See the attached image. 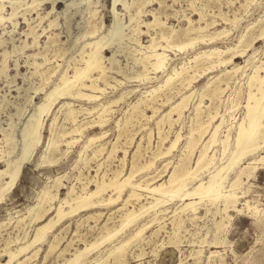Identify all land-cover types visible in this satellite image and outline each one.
<instances>
[{"label": "rangeland", "instance_id": "1", "mask_svg": "<svg viewBox=\"0 0 264 264\" xmlns=\"http://www.w3.org/2000/svg\"><path fill=\"white\" fill-rule=\"evenodd\" d=\"M22 1L21 4H13L17 6L16 16L10 20L5 18L2 23L0 22V43L2 42L0 44V62H2L0 63V169L6 166L7 159L18 152V132L25 116L33 111L36 103L43 101L46 92L60 84L61 75L66 69L67 75L71 76L75 65L83 66V58L86 56L80 54L82 45L85 41L105 34L113 19L111 0H92L90 4L81 3L78 7L71 9L67 18L61 12L65 0L56 2V8L52 10L55 11L50 12L51 15L50 13L45 15L46 11L51 8L50 2L28 6L30 0ZM1 3L0 1V5ZM3 3L5 7L2 14L9 16L12 11L11 4L8 0ZM132 6L130 12L135 15V19L128 23L124 31L126 34H131L133 38L139 39L142 44H148L150 34L160 37L159 27L152 30L144 24L153 18L152 15L156 11L155 14L159 20L164 22L166 28L173 27L179 30L189 24L196 27L207 26L201 32L205 40L197 41L193 47L187 46L179 50L174 46L175 43L183 42L187 37H175L172 40L173 46L167 48L166 51L168 54L167 72L149 73L147 78L133 77L130 79L110 72L109 74L121 79L122 83H117L110 76L107 77L109 84H105L102 78H97V83L104 87V90L95 92L98 95L96 99L89 101L82 97L68 95L57 97L42 113L40 141L23 163L13 186L5 193L0 203V261L7 260L8 255L5 254L4 248L10 241L17 239V242L23 241L26 232H28L27 238H30L36 226L40 224L32 220L28 208L37 203L43 189L49 187L47 190L50 194H56L54 200L51 199L48 204L47 202L43 204L45 207L49 203L51 205L50 212L45 215V221H47L52 217L55 219L53 215L55 213L52 210L60 203L61 198L66 196L71 186L75 190L73 195L78 193L84 195V192L93 190L96 183H104L106 192L103 196L107 197L110 193L109 183L115 179L116 174L120 171L119 178H121L131 169L135 171L136 168L131 179L133 183L140 182L144 186L146 181L152 182L151 185L167 181L173 170L180 172L194 165L202 144L221 119L223 121L217 132L216 141L208 150L209 154L214 153L213 163L209 168L199 171L195 178H188L187 188L192 189L199 180L206 182L210 171L218 166L227 165L231 161L235 135L240 121L246 114L249 76L253 72V67L264 61V0H151L145 5L146 7L141 9L140 16L135 14L136 5ZM122 7L117 6L119 16L123 21H128L129 13ZM42 16L43 19H41ZM52 19L55 21L49 23ZM92 29L97 30L93 35H86L85 38L82 36V33ZM215 32H221L218 38L216 36L215 39L207 40L208 35ZM192 34L194 36V32ZM242 35H245V42L234 49L237 53L234 54L231 62L219 64L214 55L212 59L216 60L215 66L206 69L209 63L205 57L200 56L195 70L189 68L180 80L173 76V81L171 80L168 88L163 85V81L173 67L179 69L181 65H194L193 57L199 51L214 47L226 49L235 46ZM76 37H78V42H75ZM125 40L127 42H124ZM124 41L120 51H117V58L122 69L132 73L141 69V64L134 59L142 56L144 49L131 39L125 38ZM162 43L165 42L162 40ZM245 45L248 46L245 47ZM242 48H245V54L239 55V50ZM85 49L89 50V48ZM234 50L222 53L221 57L230 55L235 52ZM103 53L108 55L111 52L106 49ZM4 60L8 67L5 68L6 70H1ZM104 63L109 65L106 61ZM233 67L237 70L233 71ZM227 69L232 71L226 76L224 71ZM51 72H53L52 75ZM259 73L264 74L262 69ZM97 75V72L91 73V79L87 78L85 82L96 81ZM188 75L194 76L190 84H187L185 80L186 76L189 77ZM110 84L112 85L108 86ZM157 86H160L158 91L149 92ZM37 87H42V89L36 93L35 88ZM251 89L256 91L255 85ZM83 90L91 92L90 89L83 88ZM28 95L31 96L29 101L27 100ZM184 95L189 96L185 99V108L179 114L178 109L173 110L172 107ZM117 98L119 101L117 100L116 103H108V109L103 114L101 122L98 121L97 112L100 108ZM65 101H69L72 107L81 110L76 115L75 124L83 126L82 134L75 135L76 140L68 144L65 142L66 137L62 138L60 135L63 130L72 127L74 122H71L67 114V105H63ZM138 101L140 103L133 109V104ZM16 105H23L24 114L20 116V120L17 116H13L16 124L13 134L17 139V147L13 153L8 154L10 147L5 141L4 133L11 132L8 116L16 111ZM92 107H94L92 112L87 113L84 110V108ZM204 128L207 132L197 143V147L195 146L193 150L188 148L187 143L190 136L197 138L199 130ZM228 128L231 134L228 136L230 137L228 138L229 147L224 155L221 139L225 138ZM90 135H95L97 138L93 140L94 142H90L84 150L83 143ZM263 138L264 128L260 132L258 149L253 154L242 157L241 161L239 160L236 164H232L226 172L228 178L224 183L223 191L229 190L228 185L231 181L236 178L241 169H245L241 174L240 183L232 189L238 195L236 207L240 210L237 211L233 206H229L225 213L222 202L218 199V201L211 200L208 197H204L200 203L198 198L195 199L198 203L196 210L182 209L183 204L189 199L173 198L165 203L148 207L129 226L124 227L121 233L117 232L95 250L89 251L80 264H111L114 258L113 255H107L109 248L140 226H144V230L138 238L132 239L125 246V255L120 259L124 260L119 264H264V158L260 160L261 155L264 156ZM174 141V146L167 151ZM92 153L95 155L93 156ZM48 160L54 161L51 163ZM181 162L183 166L180 165ZM149 163L151 166L147 167ZM57 176L62 177V180L60 181V178L57 180ZM5 180L1 177L0 183ZM57 185L59 187L56 188ZM135 189L141 193L139 201L130 199L125 206L139 212L141 204L150 206L149 201L155 200L150 197L147 190ZM130 190L128 187L126 193ZM122 204L123 201L118 199L112 204L80 209L78 213L75 212L71 216L62 218L52 226L51 231H48L45 240L36 245L39 248L37 254L31 255L33 253L31 251L28 254L31 257H28L22 264L63 262L64 258L70 257L76 248H82L84 244L96 240L101 232L105 231V226H118L122 213L126 209L125 206H121ZM23 217H25L24 220L18 221ZM170 237L174 241L170 240ZM17 242H10L11 244L8 245L13 248ZM53 242H58V244L54 249L49 250L50 243ZM62 248L67 249L60 254Z\"/></svg>", "mask_w": 264, "mask_h": 264}, {"label": "bare ground", "instance_id": "2", "mask_svg": "<svg viewBox=\"0 0 264 264\" xmlns=\"http://www.w3.org/2000/svg\"><path fill=\"white\" fill-rule=\"evenodd\" d=\"M0 1L2 2L1 5H0V22L2 23V21L5 18H8L10 20L14 16H16L17 6H14L13 4L20 3L22 0H8L10 2V4H11V7H12V11L10 13L8 12L9 16L8 15L4 16L2 14V10H4V7H5V4L3 2L5 0H0ZM57 1H61V0H30V3H28L27 5L28 6H38V5H42L45 2H50L51 3V8L49 10H47L46 13H45V15H48L50 12H54L55 11V10L54 11H52V10L56 8V2ZM91 1L92 0H65L64 1V8L61 10V12L66 17L67 15L70 14L71 9L73 7H75V6L78 7V5H80L81 3L90 4ZM150 1L149 0H111V5H112L111 6V11H112V14H113L112 22L109 25V27L107 29V32L105 34H103V35H101L99 37H95L92 40L90 39L88 41H85L84 44L82 45L80 54H84V56H86V57L83 58V62H84L83 66H76L75 65L73 67V74L71 76L67 75L68 72H66V70H67L66 69L61 75L60 84L55 85L48 92H46L43 101H41L39 103H36V105H35V107H34L32 112H29L28 114L26 113L27 115L25 116V120L22 121L21 126L19 127V132H18V134H19V148H18V152H17V154L15 156L10 157L9 159H7L6 160V166L4 168L0 169V178L3 177V178L6 179L4 182L0 183V203H2L5 193L7 191H9V189H11V187L13 186V184H14V182H15L18 174H19V171L23 167V163L28 159L30 154L33 152V150L36 148L37 144L39 143V141H40V127H41V123H40V119L41 118L40 117H41L42 113L45 112V110H47L49 108V106L55 101V99L57 97L68 95V96H71V97H82V98H85V99H87L89 101L90 100H94V99H96L98 97V95L95 94V92L96 91L103 92V90H104V87H101L97 83V81H98L97 78H102L104 80L105 84H109L108 81H107V77L110 76V77H112V79L114 78L115 79L114 81H116L117 83L118 82L122 83L121 79H118L114 75L109 74L110 72H114V73H117L119 75H122L123 78H125V79H130V78H133V77L134 78H147L149 73H159V72L165 73V72H167V69H168L167 68L168 54L166 53V51H167V48L173 46L172 40L175 37H181V36L182 37L183 36L187 37V39L185 41H183V42L179 41L178 44L175 43L174 46L179 48V50H181V49H183V48H185L187 46L193 47L197 43V41H204L205 40V38H203V35H201V32H203L202 30H204L207 26L196 27L193 24L192 25L189 24L187 27L179 29V30H177V29H175L173 27H167L166 28L164 22L161 21V19L159 20L158 16L155 14L157 11L156 12L154 11L155 13L152 15L153 18L151 20H149V21H146L144 24L148 28H151L152 30L154 28H156V27H159L160 28V31H159L160 37H157L156 34L155 35H151L150 34V39H149L148 44H142L139 41V39L133 38V36H131V34L127 33L128 34L127 35L124 30L127 28L128 23H131L135 19V15H133V13L130 12V8L133 7L132 5H136L135 7L137 9L135 10V14L136 15L138 14V16H140L139 13L141 12V9ZM22 3H25V2L22 1ZM247 3H246V5H248ZM7 5H8V3H7ZM118 5H121V7L123 6L122 8H125L128 11V13H129L128 21H123V19L119 16V12H118V9H117ZM22 15H20V16H22ZM50 15H51V13H50ZM65 17H64V19H65ZM25 19L27 20V18H25ZM41 19H43V16L41 17ZM189 20H191V19H189ZM54 21H55V19H52V20H50L49 23H52ZM29 22L30 21H28V23ZM12 25H13V23H12ZM51 25H53V24H51ZM96 31H97L96 29H92L90 31L88 30V32L82 33L83 34L82 36L83 37L86 36V35H90L91 36ZM193 32H194V36H192ZM220 33L221 32H215L212 35H208L209 38H207V40L215 39L216 36L218 38ZM132 34H133V32H132ZM244 36L245 35H242L240 37V39L238 40V42L236 43L235 46H230V47H227L226 49H220L218 47H214V48H211V49L202 50V51L197 52V54L193 57V59L195 61L194 65H190V64H189V66L181 65L179 67V69L173 67L171 69V72H168V75L166 76L165 80L163 81V85L165 87L170 86V83H171V80L173 79V76L176 77V78L178 77V80L182 79L184 77V72H187L189 68H193L195 70L197 68V64H198L197 60L200 58V56L205 57L206 61L209 63V65L206 67V69L215 66V61L216 60L212 59V56H214V55L217 57V63H219V64L231 62L232 57H234L235 56L234 54L237 53L234 49L236 47H238L239 45L242 46V44L245 42ZM34 38H35V35H34ZM125 38H128V40L131 39V40L135 41L136 43H139V45L144 49V50H142L143 55L140 56L139 58L134 59V60L138 61V63L141 64V69L136 70V71H134L132 73H129V72L123 70L122 67L120 66L119 59L117 58V53H118L117 51H120L119 49L122 47V43L127 42L126 40L124 41ZM77 40H78V37H76L75 42ZM162 40L165 43H162ZM31 41H32V39H31ZM23 43L24 42H22V44ZM27 44H28V42H27ZM32 45H34V44H32ZM246 46H248V45H245V47ZM85 48H89V50H86ZM106 49H109V51L111 53L108 54V55H105L103 52ZM232 50H234L235 52H232L228 56H222L221 57L222 53L224 54L225 52L232 51ZM244 51H245V48H242L241 50H239V55L243 54ZM63 52H65V51H63ZM125 52H127V51H125ZM134 53H135V51H134ZM126 54H128V53H126ZM139 54H141V53H139ZM2 56H3V54H2ZM33 60H34V58H33ZM202 60H203V58H202ZM105 61L108 62L109 65H106L104 63ZM0 63H2V62H0ZM39 63H41V62H39ZM199 63H200V61H199ZM6 64H5V60H4L3 61V65L1 66L2 67L1 70L5 69L6 67H8V66H6ZM32 64H34V63H32ZM36 64H37V62H36ZM134 64H136V63L134 62ZM238 67L239 66H237V68ZM237 68L233 67L232 70L235 71V70H237ZM260 69H262L263 72H264V61H262L261 64H259V65H255L253 67L252 74L249 76V80H248L249 91H248L247 102L245 104L246 114H245V117L240 121L238 129H237V133L235 135L234 149L232 150L233 156L231 155L232 159L229 158V159H231V161L228 160L230 162H228L227 165L218 166L215 170L210 171L209 177H208L206 182L205 181L203 182V180H199L198 182H196V184L194 185V187L192 189H188L187 188V181L189 180L188 178H195L196 174L199 171H201V170H203L205 168H209L210 165L213 163L214 153L209 154L208 150L211 147V145H213L214 142L216 141V135H217V132H218V130L220 128V125H221L223 119H221L220 122L217 123L213 127L211 133H209L208 139L205 141L204 144H202L203 146H202L201 150L199 151V154L197 155V157L195 159L194 165L191 168L184 170L182 168L183 164L181 162L180 165L182 164L181 168L183 169V171L176 172V171L173 170L172 173L169 175L167 181L160 182V183L155 184V185H151L152 182L150 183V182L146 181L144 186L140 182H134L133 183V182H131V179L133 177L132 176L133 172H135L136 169H137L136 168L135 171H133L131 169L130 172L127 175H124L121 178H119L120 177V171H119V173L116 174L115 179L111 183H109L110 193H109V195L107 197L103 196V193L106 192V185L104 183H102V184H97L96 183L95 188L93 190L84 192L85 193L84 195L82 193H78V194L73 195L74 194L73 192L75 190L71 186L70 188H68V190L66 192L67 193L66 196L61 198L60 203L57 206H55L53 208V210H52V212L55 213V214H53L55 219L52 217V218H49L47 221H45V219H46L45 215L48 212H50L51 205L49 203V205L47 207H45L43 204H44V202H47L46 204H48V201L49 200L51 201V199H53L56 194H52V193L50 194V192L47 190V189H49V187L47 189H45V190L43 189L42 194L40 193V197H39V200L37 201V203H35L34 206H31L30 208H28V213L32 217V220L36 221L38 223L40 222V224H38V226H36V228L34 230V233H33V235L30 238H27L28 237V232H26V237H25V239L23 241L17 242L18 241L17 238H16L17 239L16 241L15 240L14 241H10L11 243H13V242L16 243L17 242V244H15V246L13 248L9 247L8 244L10 242L8 244L6 243L7 245L5 246L4 251H5V254L8 255L7 256L8 258H7L6 261H0V264H22L28 257H31L30 255H28L31 251H33V253L31 255H36L38 250H39V248L36 245L42 243L45 240V238L48 235V231L50 229H52V226L55 223L61 221L62 218L67 217V216H71L73 213L75 214V212L78 213L77 211H79L80 209L83 210V209H89L92 206L96 207L98 205L101 206V205L112 204V203L116 202L118 199L123 201V204L121 205L122 207H124L126 205V203L129 202L130 199H135V200L139 201V198L141 197V193H139L135 188H138L140 190H142V189L143 190H147V192L150 194V197H152L153 200H155V201H149L150 206H145L144 204H141L140 207H139V212H137L133 208L132 209L126 208V206H125L126 209L122 213V217L120 218L121 222H120V224L118 226H116V227H110V226L107 227V226H105L104 227L105 231L104 232L102 231L103 233L101 232V235L96 240H94L91 243L84 244V247H82V248H76L74 250V252L71 254L70 257L64 258L65 260L63 262L57 263V264H80L82 262V260L85 258V256L88 254L89 251H91L92 249L95 250V248L98 247L100 244H102L104 241L109 240L112 236H114L117 232H120L127 225L129 226V224L131 222H133L135 220V218L139 214H141L142 212H145L148 209V207L165 203V202H167V201H169L171 199L173 200V198H176V197L179 198L180 200L189 199V201H187V202H185L183 204L182 209L190 208L191 210H196V208L198 207V206L196 207V204H198V203H197V201L195 199L198 198V202L200 203V200H202L204 197H208L211 200H217L218 199L220 202H222V204L224 206L223 210H224L225 213L227 212V209H228L229 206H231V207L233 206V208L235 210H237V211L240 210L239 208L236 207V202H237L238 195L236 194L235 191H232V189H234V187L238 183H240L241 174L243 173V170L245 171V169H241V170L239 169L240 171H239V173L237 172L238 174L236 175V178L234 180H232L231 183L228 185L230 187V189L228 188L229 190H224L223 191V189L225 188V184L224 183L227 181V178H228V176L226 174L227 170H229L228 168L232 164H236V162H239V160L241 161L242 157H244V156L246 157L247 155L253 154L259 147L258 139L260 137V132L264 128V74L261 75L259 73ZM232 70L227 69V70L224 71V74L226 75L228 72H231ZM53 72H51V75L53 74ZM95 72H97V74H98L96 76V79H95L96 81H94V82L91 81L90 83H86L85 79H87V78L91 79V73H95ZM188 76L189 77L186 76L185 80H186L187 84H190L191 81L194 80L193 79L194 76L193 75H188ZM42 81H43V79H42ZM42 81H41V83H42ZM48 81L50 82L51 79L48 80ZM181 81H183V80H181ZM111 85L112 84H110L108 86H111ZM253 85H255L256 91H253L251 89ZM113 86H114V84H113ZM159 87L160 86L154 87V88L150 89L149 92L152 93V92L156 91ZM83 88L84 89H90L91 92L84 91ZM40 89H42V87L35 88V92L37 93V91L38 90L40 91ZM216 90H217V88H216ZM214 94H216L215 91H214ZM257 94H259V95H257ZM187 96H189V95L182 96L181 99L176 104L173 105V107L171 106L172 109L173 110L174 109H178L179 114H181L183 108H185V105H186L185 104V102H186L185 99L187 98ZM30 98H31V96L28 95L27 100L29 101ZM119 98H121V97H119ZM117 100H118V98L107 102V104L103 105L101 108L99 107L100 110H99V112H97V117H99L100 120L98 119V121L101 122V119L103 118V114L108 109L107 108L108 105L110 103H116ZM139 103L140 102L138 101L137 103L133 104V106L131 105L132 108L135 109L138 106ZM63 105L64 106L67 105V107H68V110H66L67 114L69 115L70 119L72 120L71 122H74L72 127H70L67 130H63L61 132V135H60L62 138L66 137L65 142L68 144V143H71V142L75 141L76 140L75 135L80 134L81 131H82V127L83 126H80L79 124L78 125L75 124L76 115L81 110H78V109L72 107L71 106L72 104H70L69 101H65L63 103ZM22 106L21 105H16V111H14V113L9 114V116H8V118H9L8 125H9V128L11 129V132L8 131L9 133H4L5 134V141H6L7 145L10 147L9 148L10 150L7 151L8 154L13 153L14 150H16L15 147H17V139L15 138V136L13 134L14 133V128H15V125H16L15 121L13 120V116H17V118L19 119L20 116L24 114V108ZM197 106H199V105H197ZM93 108L94 107H92V108H84V110L87 113H89V112H92L91 110ZM66 111H65V113H66ZM205 116H207V115H205ZM211 117H212V115H211ZM166 120H167V118H166ZM170 123H171V121H170ZM229 130H230L229 128L226 130L227 133L225 135V138L221 139L222 140L221 141L222 142V154L227 152L226 150H228L227 148L229 147L228 138H230V137H228V136H229V134H231L229 132ZM205 132H207L206 128H204L202 130H199V136L197 135L198 136L197 138H194L191 135L190 138H189V141L187 143V147L190 148L191 150H193V148L197 145V143L200 142V139L203 137ZM56 134H58V133H56ZM99 137L101 138V136H99ZM95 138H97V136L90 135L88 137L87 141L83 143V149L85 150L86 147L89 145V143L92 142ZM51 139L52 138H50V140ZM78 140L79 139H77V141ZM56 141H54V142L56 143ZM175 141H176V139H175ZM175 141L169 146L167 151H170V149L174 146ZM263 141H264V138H263ZM57 144H58V142H57ZM50 145L51 144H49V146ZM99 149L102 150V148H100V147H99ZM47 151L50 152V150H47ZM92 154H93V156L95 155L94 153H92ZM45 156H46V154H45ZM263 158H264V156L261 155L260 160H262ZM51 159H52V157H51ZM52 161H54V160H48V162H51V163H52ZM183 163H184V161H183ZM146 166L147 167L151 166V163L147 164ZM56 178H57V180H59L60 177L57 176ZM61 178H60V181L62 180ZM60 184H62V183H60ZM58 185L56 186V188L59 187ZM128 187L131 190H130V192L126 193ZM57 198H59V197H57ZM84 211H86V210H84ZM24 219H25V217L20 218L18 221H22ZM177 224H178V222H177ZM143 230H144V226H140V227L136 228L129 235L123 237L116 244L112 245L109 248L107 255H111V256L113 255V258H114V261L111 264H116V263L119 264V262L121 263V261L124 260V259H122V260H120V259L123 258L124 255H125V246L132 239L138 238V236H140V234H141V232ZM123 233H125V231ZM55 238H57V235H55ZM170 240H172V238ZM202 240L206 241V239L204 240V238ZM53 241H56V240H53ZM172 241H174V240H172ZM58 242L50 243V246H49L48 249L49 250L54 249L57 246ZM64 247H67V246H64ZM65 249H67V248H65ZM65 249L62 248V250L59 253L63 254L62 251H64ZM200 251L201 250H199V252ZM141 254H143V253H141ZM47 255H48V253H47ZM106 259H107V257H106Z\"/></svg>", "mask_w": 264, "mask_h": 264}]
</instances>
